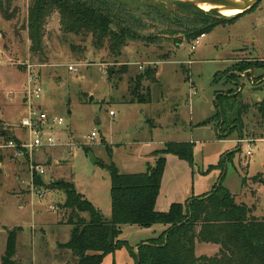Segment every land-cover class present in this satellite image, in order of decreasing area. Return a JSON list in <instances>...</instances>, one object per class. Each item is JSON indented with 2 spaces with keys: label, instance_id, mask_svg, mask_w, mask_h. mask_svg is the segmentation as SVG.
Returning <instances> with one entry per match:
<instances>
[{
  "label": "rangeland",
  "instance_id": "rangeland-1",
  "mask_svg": "<svg viewBox=\"0 0 264 264\" xmlns=\"http://www.w3.org/2000/svg\"><path fill=\"white\" fill-rule=\"evenodd\" d=\"M130 1L144 10L156 5L167 12L177 11L174 5L166 2ZM28 6L29 0H13L8 8V20L0 9L2 128L14 132L18 140L24 139L25 134H20L19 115L27 110L22 112L17 107L23 105V98L25 105L32 101L41 106L40 110H44L49 119L61 118L63 123L54 125L50 131L55 142L51 148L32 155L0 149L1 159L13 166H10V180L4 174L0 177V259L5 252L7 232L21 228L16 239V264L70 262L71 253L56 248V243L68 241L70 227L60 230L39 227L55 222L56 214L51 206L61 203L64 195L42 188L43 198H39L35 193L37 189L31 184V167L44 169L41 179L43 182L45 179L46 185L51 184V179L70 180L75 190L91 202L104 219L110 218V179L104 166L112 162L121 174L144 173L157 159L152 154L169 142L192 143L193 160L189 165L185 161L172 160L173 156L166 158L167 169L156 200L160 212H167L173 203H185L192 197L204 195L215 182H222L237 195V201L248 200V204L253 200H249L248 189L259 185L264 188V142H261L264 137L260 138L264 127L255 107L263 97L261 90L256 91L255 87L264 81V70L242 74L237 85L223 84V74L236 65L238 59L264 62L259 59L264 58V0L253 12L231 25L216 27L197 43L183 40L180 46H175L172 41L175 35L166 34L165 29L156 24L150 25L149 34L161 36V40L149 46L143 42L129 43L116 62L105 50H94L90 40L81 42L73 36L62 35L57 14L45 25L44 55L41 58L33 56L26 29ZM71 46L85 47V50L76 52ZM68 66H75L76 71H69ZM124 66L127 70L120 73ZM154 67L158 83L142 80L138 85L140 93L145 89L150 91L149 106L129 104L132 100L130 86L136 88L137 78L147 68ZM216 73L220 77L217 75L218 83L213 86ZM29 75L33 77L32 87L42 89L39 99L28 98ZM257 78L260 82L254 84ZM228 88L234 96L238 94L248 108L244 135L254 141L251 157H245V147L240 148L237 142L241 134L233 133L221 140L212 127L200 126L214 113L215 92L221 95ZM142 108L144 112H140ZM5 109L13 118L2 116L4 122L1 115ZM111 111L114 117L109 115ZM92 133H95L93 138ZM5 143L0 140V145ZM91 155L98 163H91ZM220 160H227L222 172L215 168ZM16 163L20 171L14 169ZM15 176L20 178L19 182H14ZM26 195L30 197L25 198ZM160 226H128L120 239L134 252L140 243L159 234ZM213 248L218 249L215 245L197 243L195 255L212 256ZM101 264H134V260L128 248L122 247L105 256Z\"/></svg>",
  "mask_w": 264,
  "mask_h": 264
},
{
  "label": "trees",
  "instance_id": "trees-1",
  "mask_svg": "<svg viewBox=\"0 0 264 264\" xmlns=\"http://www.w3.org/2000/svg\"><path fill=\"white\" fill-rule=\"evenodd\" d=\"M12 1H0V9L6 20L10 18L7 13ZM141 1L166 2L174 5L177 11L167 12L156 5L144 10L133 6L130 0H29L26 29L30 53L40 58L44 55L45 25L54 14L58 15L62 35L73 36L81 42L90 40L94 50H105L116 62L129 43L143 42L149 46L161 40V36L149 34L150 25L156 24L164 28L166 34L175 35L172 41L175 46H180L183 40L193 43L218 26L235 23L258 7L245 14L225 18L181 1ZM178 33L183 39L179 38ZM71 50L83 52L85 47L71 46ZM237 62L223 74L224 85H237L241 82V75L248 71L264 70V62L239 59ZM126 70L124 66L120 73ZM217 75L220 77V74L214 75L213 86L218 83ZM142 80L158 83L156 68H147L137 78V87L130 86L132 100L129 104H150V91H139L138 85ZM258 82L260 78L254 80V84ZM259 85L255 88L256 91L261 90L263 97L255 107L264 127V81ZM233 94L231 88L221 92V95L215 92L214 113L200 124L212 127L221 140L233 133L246 138L244 118L248 108L239 100L238 94ZM249 136L254 137L255 134ZM260 136L263 138L264 134ZM0 140L19 142L13 134L10 137L0 134ZM192 150L193 144L190 142L166 143L161 150L152 154L157 156L154 164L148 165L146 171L140 174H121L112 162L105 165L110 179L109 219H104L93 204L75 190L73 183L59 180L46 185L40 176L34 175V187L59 191L64 195V202L57 210L68 212L69 218L63 221L70 227V236L67 242H58L56 247L59 251L71 253L67 264H101L105 256L122 247L128 248L134 264H264V217H255L253 208L236 203L234 195L222 182L207 194L192 197L185 203H173L167 212L156 210L167 156L191 165ZM226 161L220 160L215 168L222 172ZM82 215H86V218ZM156 225L165 229L158 237L140 243L136 252L120 239L123 227L150 228ZM20 230L14 228L7 232L0 264H16V239ZM197 243L215 245L218 251L212 256H196Z\"/></svg>",
  "mask_w": 264,
  "mask_h": 264
},
{
  "label": "built area",
  "instance_id": "built-area-1",
  "mask_svg": "<svg viewBox=\"0 0 264 264\" xmlns=\"http://www.w3.org/2000/svg\"><path fill=\"white\" fill-rule=\"evenodd\" d=\"M195 43H197V41H195ZM191 48L193 49L194 45ZM74 67L75 66H68V70L76 71V68ZM32 78L33 77L29 75L27 91L28 98L30 100L32 98L39 99L42 94V89L40 86L32 87ZM192 94L195 95V92H192ZM109 115L113 117L115 116V113L109 112ZM62 123L63 120L61 118L49 119L46 112H43L38 107L33 106L32 101H30L26 113L21 115L19 120V128H21L25 134L24 139L19 140L18 143L14 141L6 142L5 144L0 145V149L7 148L14 149L16 151H25L29 155H32L33 153H37L39 151H42L43 149L51 148L55 145V142L50 131L54 127V125L60 126ZM93 137H95V133L91 134V138ZM237 142L240 145V148H242L243 146L245 147V157H251L253 152L251 147L254 145V141L240 137ZM34 175L42 177L44 175V169L41 166L31 167L30 176L32 186H34ZM36 189L37 190H35V193L38 195V197L43 198V191H40L42 189Z\"/></svg>",
  "mask_w": 264,
  "mask_h": 264
},
{
  "label": "crops",
  "instance_id": "crops-1",
  "mask_svg": "<svg viewBox=\"0 0 264 264\" xmlns=\"http://www.w3.org/2000/svg\"><path fill=\"white\" fill-rule=\"evenodd\" d=\"M260 60H263L264 61V58H259ZM1 64V63H0ZM242 78H243V76H241ZM245 78V77H244ZM244 83V82H243ZM36 84V83H35ZM27 92V91H26ZM214 101H215V99H214ZM25 98H23V100L21 101V103L23 104V105H21V106H17V107H19L18 109L20 110V111H22V112H24L25 110L24 109H26L27 110V108H28V106H29V104H28V106H27V103H26V105H25ZM33 104V103H32ZM3 105V104H2ZM138 105V104H137ZM27 106V107H26ZM33 106H35V107H38L39 109H41L42 110V108H41V106L40 105H35V104H33ZM140 106V105H139ZM142 106V105H141ZM147 106H149V104H147ZM9 107H11V106H9ZM144 108H142L141 110H140V112H144ZM43 112H45L44 110H43ZM112 112V111H111ZM21 115H23V114H20L19 115V117H21ZM2 116H7V117H12V116H8V113L6 112V109H5V112L3 113V115H1V118H2ZM114 117V116H113ZM13 118V117H12ZM1 121V120H0ZM2 121H6L4 118H2ZM20 131V130H19ZM12 134L14 135V137H17L16 135H15V133L14 132H12ZM20 134H21V136H23V134H24V132H23V130L21 129V131H20ZM239 138H240V135L238 136ZM261 142H264V140H262ZM234 143H236V139L234 140ZM168 157V156H167ZM173 159H175V160H178V159H176V158H172V160ZM49 163H50V161H49ZM48 163V164H49ZM55 164H58V161L57 162H55ZM13 167L12 166V164H10V163H6L4 160H1L0 161V171H1V175H5V176H7L8 178H9V180L11 179V177H10V169H11V167ZM247 168V167H246ZM14 169L15 170H19L20 171V166L16 163V164H14ZM167 169V168H166ZM258 173V172H257ZM220 176V175H219ZM255 176V175H254ZM254 176H252V177H254ZM252 177H250V178H252ZM61 180V179H60ZM62 180H65V181H68V180H66L64 177L62 178ZM213 182H215V180H216V176L215 177H213ZM20 181V178L18 177V176H15L14 177V182H19ZM58 181H56V180H52L51 179V183H57ZM68 182H71L70 180L68 181ZM44 183L46 184L47 182L45 181V179H44ZM72 183V182H71ZM49 184V183H48ZM213 185L211 186V189L217 184L216 182L215 183H212ZM210 189V190H211ZM209 190V191H210ZM209 191H207L206 193H208ZM248 193H247V195L248 194H250V197H251V199H249V200H252V202L250 203V204H248L247 203V201L248 200H244V201H237V195H235V194H232L231 192V194L232 195H234V197H235V201H236V203H244V204H246L247 206H249V207H251V208H253V215L255 216V217H264V204L262 203V201H264V188L262 187V186H256V187H254L253 186V188L251 189V188H249L248 189ZM253 192H255V195H252V193ZM206 193H204V194H206ZM262 195H263V197H262ZM19 196H21V195H19ZM30 197V195H26L25 196V198L26 197ZM197 196H200V195H197ZM22 197V196H21ZM188 199V198H187ZM186 199V200H187ZM255 199H258V202H254L255 201ZM185 200V201H186ZM63 202H64V199L62 200V202L61 203H57L56 205L55 204H53L52 206H51V208H52V210L55 212V214H56V218H55V222L52 224V225H50V226H39V227H41L42 229L43 228H45V229H47V228H52V229H54V227H56L57 229H61V228H63L64 226H67V227H69L68 225H65L64 223H65V221H66V219L67 218H69L67 215H68V212H65V211H61V212H59L58 210H57V207L59 206V205H61V204H63ZM20 204H22V202L20 201L19 202ZM156 208V207H155ZM156 210L157 211H159L160 212V210H158V208H156ZM65 219V221H63ZM60 222H61V224H60ZM135 227V226H134ZM155 227V226H154ZM125 227H123L122 228V231H123V229H124ZM159 229H161V232L159 233V234H157V235H154L152 238H156L157 236H159L162 232H163V230L165 229V227L164 226H160V227H158ZM57 232V231H56ZM56 234V233H55ZM54 235V234H53ZM56 237V236H55ZM151 238V239H152ZM57 244V243H56ZM57 248V247H56ZM212 250H214L213 251V254H215L217 251H218V249H215V248H213ZM137 251V247H135L134 248V252H136ZM62 257V256H61ZM14 260H15V257H14ZM65 264H67V263H65Z\"/></svg>",
  "mask_w": 264,
  "mask_h": 264
},
{
  "label": "water",
  "instance_id": "water-1",
  "mask_svg": "<svg viewBox=\"0 0 264 264\" xmlns=\"http://www.w3.org/2000/svg\"><path fill=\"white\" fill-rule=\"evenodd\" d=\"M188 3L190 5L195 6L196 8L203 11H210L218 15L223 16V12L225 11H236L237 15L245 14L252 10L254 7L259 5L262 0H176ZM204 8H207L205 10ZM248 73V72H247ZM246 73V74H247ZM2 136L10 137L12 135V131L4 129L0 133ZM241 137V135H240ZM91 163L96 164L93 156H90Z\"/></svg>",
  "mask_w": 264,
  "mask_h": 264
},
{
  "label": "bare ground",
  "instance_id": "bare-ground-1",
  "mask_svg": "<svg viewBox=\"0 0 264 264\" xmlns=\"http://www.w3.org/2000/svg\"><path fill=\"white\" fill-rule=\"evenodd\" d=\"M205 10H207V8H204ZM236 14H237V12L236 11H225V12H223V16H232V17H234V16H236Z\"/></svg>",
  "mask_w": 264,
  "mask_h": 264
}]
</instances>
